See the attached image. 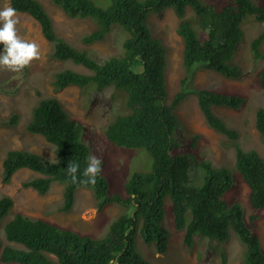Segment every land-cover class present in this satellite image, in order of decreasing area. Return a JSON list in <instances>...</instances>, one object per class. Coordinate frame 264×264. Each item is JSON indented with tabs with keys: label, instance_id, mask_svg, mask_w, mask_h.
<instances>
[{
	"label": "trees",
	"instance_id": "16d2710c",
	"mask_svg": "<svg viewBox=\"0 0 264 264\" xmlns=\"http://www.w3.org/2000/svg\"><path fill=\"white\" fill-rule=\"evenodd\" d=\"M50 1L69 18L90 19L95 23V28L81 37L84 45L103 41L114 25L128 33L123 42L125 54L100 62L86 49L73 46L56 33L51 16L39 0H9L16 12L26 13L39 24L51 46V59L69 60L89 71L82 73L66 68L53 73L54 92L72 85L83 90L91 84L98 91L109 86L126 91L130 111L116 116L105 128L104 135L114 147L144 148L152 158V170L135 172L122 183L126 197L118 193L109 195L107 183L100 174L95 184L74 183L66 173L68 162L80 164L77 176L83 178L86 159L91 156L90 147L81 138L83 126L55 96L41 98L32 109L26 130L41 135L52 145L55 160H47L27 149H9L2 160L1 182L9 183L18 170L26 168L40 176L22 181L24 188L43 195L53 183L62 185V202L58 207L61 212L73 208L78 188L91 190L98 211L110 205L123 209L102 237L81 235L18 212L2 225L5 242L0 239V262L108 264L109 260L118 258L119 264H157L138 250L136 236L140 233L145 244L154 243L156 253L167 252L169 231L164 219L169 199L174 227L183 231L187 247L193 246L196 235L226 242L233 231L245 245L244 264H264V249L255 228L261 218L260 211L264 210V157L255 149H242L237 144L238 131L214 111L217 106L238 110L246 97L195 84L199 70H210L231 79L241 77V69L232 61L244 36L243 23L253 16L264 24V7L254 0H232L220 10L201 0H107L104 7L92 0ZM167 8H172L179 19L176 32L183 41V75L171 101L167 99L166 80L171 49L153 35L148 25L150 15ZM187 8L196 16L198 32L186 19ZM263 43L264 30L251 42L254 58L262 57ZM258 81L264 91V68L258 73ZM191 96L196 97L207 126L232 141L234 147L233 169L195 159V166L204 171L200 185L191 184L190 151L182 148L176 136V129L182 124L175 110ZM19 116L13 112L0 119V125L15 126ZM254 126L264 143V106L256 110ZM197 138H189L190 148H194ZM234 174L249 188L248 203L253 212L248 221L241 204L225 198ZM12 206L10 196H0V226Z\"/></svg>",
	"mask_w": 264,
	"mask_h": 264
},
{
	"label": "rangeland",
	"instance_id": "374dc122",
	"mask_svg": "<svg viewBox=\"0 0 264 264\" xmlns=\"http://www.w3.org/2000/svg\"><path fill=\"white\" fill-rule=\"evenodd\" d=\"M39 1L51 16L56 33L73 46L86 49L90 56L100 62L110 56L121 57L125 54L123 42L128 37V33L121 26L114 25L103 41L84 45L81 37L95 28L91 20L69 18L50 0ZM92 1L104 7L107 0ZM254 1L264 7V0ZM201 2L220 10L232 0H201ZM6 6H10L9 0H0V8ZM16 15L17 34L23 39L35 41L39 45L40 57L20 71L0 69V119L8 117L13 112L20 115L17 125H0V196L8 195L13 199L11 212L3 219L0 226V239L5 242L2 225L18 212L30 219L41 218L81 235L102 237L123 208L110 205L98 211L91 190L78 188L75 192L73 208L69 212H61L58 210L62 202L61 184L53 183L50 190L43 195L32 188H24L21 185L22 181L39 176L38 173L26 168L18 170L9 183L3 184L2 160L9 149H27L47 160H55L52 145L41 135L26 130L32 108L41 98L55 96L71 116L82 124L81 138L90 147L91 156L101 159L102 170L99 174L107 183L108 194L118 193L126 197L122 191V183L129 180L135 172L144 173L152 170V158L144 148L114 147L104 135L105 128L116 116L130 111L127 107V93L112 86L98 91L94 88V84L83 90L66 88L54 92L51 86L53 73L66 68L82 73L89 71L69 60L51 59V46L43 37L39 24L25 13L16 12ZM186 19L198 32L196 16L191 8H187ZM178 22L179 19L172 8H167L159 14H152L148 18V25L153 35L171 49V64L166 76L168 101L172 100L178 90L179 79L183 75V42L176 32ZM243 29L244 36L232 61V64L241 69V77L231 79L210 70H201L196 74L195 84L200 88L246 97V101L238 110L215 107L214 111L229 127L238 131L237 144L242 149H255L264 157V143L254 126L255 112L259 107L264 106V91L258 81V73L264 68V43L260 47L261 58H254L251 50V42L263 32L264 24L255 17L249 16L243 23ZM175 112L182 124L176 129L177 140L182 148L190 151L192 185L202 184L204 177L202 168L195 166V159L208 161L213 166L233 169V142L207 126L195 96L179 104ZM192 136L198 137L194 148L188 145V140ZM248 193L249 188L246 183L238 174H234L232 187L225 194V198L230 202L237 201L241 204L247 221L253 212L248 203ZM260 214L261 218L256 221L255 228L264 249V210H261ZM164 226L169 231L168 250L164 254L155 252L154 243L145 244L139 233L136 236L138 250L150 261L157 264H244L245 245L233 231L226 242L196 235L193 246L187 247L183 242V231L174 227L169 199L166 201ZM0 264L5 263L0 262Z\"/></svg>",
	"mask_w": 264,
	"mask_h": 264
},
{
	"label": "clouds",
	"instance_id": "9594fccd",
	"mask_svg": "<svg viewBox=\"0 0 264 264\" xmlns=\"http://www.w3.org/2000/svg\"><path fill=\"white\" fill-rule=\"evenodd\" d=\"M17 22L18 18L15 8L11 6L0 8V45H2L0 47V69H8L14 72L20 71L28 66L31 61L40 57L39 45L35 41L23 39L17 34ZM101 166V159L93 155L86 159V166L82 172L83 178L78 179L77 172L80 169V164L76 161L68 162L66 173L74 183L79 182L83 185H92L95 184L96 177L102 170ZM108 264H119L118 258L109 260Z\"/></svg>",
	"mask_w": 264,
	"mask_h": 264
},
{
	"label": "crops",
	"instance_id": "0c3cea01",
	"mask_svg": "<svg viewBox=\"0 0 264 264\" xmlns=\"http://www.w3.org/2000/svg\"><path fill=\"white\" fill-rule=\"evenodd\" d=\"M90 20V19H89ZM93 22V21H92ZM94 23V22H93ZM94 25H95V23H94ZM199 71H201V70H199ZM67 88H78L77 86H68ZM66 89V88H65ZM79 89V88H78Z\"/></svg>",
	"mask_w": 264,
	"mask_h": 264
}]
</instances>
